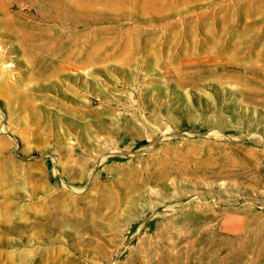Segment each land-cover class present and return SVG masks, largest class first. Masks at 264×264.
<instances>
[{
    "label": "rangeland",
    "instance_id": "rangeland-1",
    "mask_svg": "<svg viewBox=\"0 0 264 264\" xmlns=\"http://www.w3.org/2000/svg\"><path fill=\"white\" fill-rule=\"evenodd\" d=\"M0 264H264V0H0Z\"/></svg>",
    "mask_w": 264,
    "mask_h": 264
},
{
    "label": "bare ground",
    "instance_id": "bare-ground-1",
    "mask_svg": "<svg viewBox=\"0 0 264 264\" xmlns=\"http://www.w3.org/2000/svg\"><path fill=\"white\" fill-rule=\"evenodd\" d=\"M17 7V6H16ZM9 8V7H8ZM11 8V7H10ZM19 9H21V8H19ZM10 10V9H9ZM22 10V9H21ZM4 11V10H3ZM8 11V10H7ZM11 13V12H10ZM10 15V14H9ZM15 15V14H14ZM11 16V15H10ZM16 17V16H15ZM21 17V16H20ZM158 130V129H157ZM160 130V129H159ZM180 134V133H179ZM214 134V133H213ZM208 135H211V133H209ZM215 135H218V136H220V137H224V135H223V133H215ZM176 136H180V135H178V133H176V132H174L172 129H167V132L165 131V134H163L162 136H161V138L160 139H163V138H168V137H176ZM181 136H185V137H190L189 136V134H182ZM150 137V136H149ZM154 139V138H153ZM169 139V138H168ZM190 139H192L191 137H190ZM189 140V139H188ZM158 141V140H157ZM153 143V142H152ZM153 146L154 145H152V146H150L149 148L147 147V149H145V150H143L142 152H149L150 150H152V148H153ZM119 149V148H118ZM117 149V150H118ZM131 153H133V152H131ZM130 154V153H129ZM128 154V155H129ZM115 156V155H114ZM130 156V155H129ZM131 156H132V154H131ZM137 156V155H136ZM110 157V156H109ZM112 157V156H111ZM125 157V156H124ZM127 157V156H126ZM99 159V158H98ZM100 159H101V157H100ZM106 159V157H103L101 160H100V162H102V161H104ZM98 165V164H97ZM96 166V165H95ZM206 166V165H205ZM204 165H203V167H205ZM98 167V166H97ZM205 169V168H204ZM209 171H210V169H209ZM213 171V170H212ZM193 173H196V171L195 172H193ZM203 173V172H202ZM201 173V174H202ZM197 174V173H196ZM205 174V173H204ZM93 175V174H92ZM162 175V174H161ZM164 175V174H163ZM203 175V174H202ZM166 176V175H165ZM93 177V176H92ZM132 177V176H131ZM185 177V176H184ZM189 177V176H188ZM188 177H187V179H188ZM197 177V176H196ZM207 177V176H206ZM90 178V177H89ZM166 178V177H165ZM183 178V177H182ZM192 178V177H191ZM190 178V179H191ZM185 179V178H184ZM195 179V178H194ZM197 179V178H196ZM186 180V179H185ZM203 180H204V178H203ZM163 181V180H162ZM183 181V180H182ZM189 181V180H188ZM198 181V180H197ZM205 181V180H204ZM158 183H160V182H158ZM159 187V186H158ZM153 192V191H152ZM155 192V191H154ZM153 192V193H154ZM156 194H157V191H156ZM159 194V193H158ZM162 194V193H161ZM154 195V194H153ZM155 196V195H154ZM162 196V195H161ZM200 201H202V200H200ZM186 207V206H185ZM173 211H175L173 208H168V209H166L165 210V212H164V214H169V213H171V212H173Z\"/></svg>",
    "mask_w": 264,
    "mask_h": 264
}]
</instances>
